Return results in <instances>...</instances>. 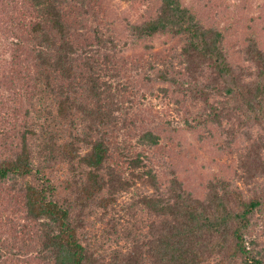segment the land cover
I'll return each instance as SVG.
<instances>
[{
  "label": "trees",
  "instance_id": "1",
  "mask_svg": "<svg viewBox=\"0 0 264 264\" xmlns=\"http://www.w3.org/2000/svg\"><path fill=\"white\" fill-rule=\"evenodd\" d=\"M26 1L37 18L1 69L18 68L13 91L27 82L34 96L13 110L17 126L0 112V264H264V148L252 139L264 138V0H122L139 2L134 21L99 18L108 0ZM126 47L137 93L173 101L215 153L203 198L176 174L202 160L177 127L131 115L112 91ZM260 178L251 195L238 186Z\"/></svg>",
  "mask_w": 264,
  "mask_h": 264
},
{
  "label": "rangeland",
  "instance_id": "2",
  "mask_svg": "<svg viewBox=\"0 0 264 264\" xmlns=\"http://www.w3.org/2000/svg\"><path fill=\"white\" fill-rule=\"evenodd\" d=\"M2 2L5 4L6 7L4 8V10L0 9V17L3 18V21H0V95H2L3 98H7V103L5 105H0V112L6 115V118L9 120V123H14L17 126L16 119L19 116L17 114H14L13 110L21 105L27 107V103L25 102L26 97L33 98L34 95L31 91L26 89L27 82L23 85V87L25 88L24 90L21 89L18 91H13L12 83L15 81L13 78V74H18V68L10 67L9 70L8 68L3 70L1 69L5 68L7 62L12 60L11 58L13 55L21 54V47L23 46H20L19 44L18 30L24 32L25 29L30 27L29 23L34 22L37 17L35 13L31 9H29V5L26 0H2ZM107 5L109 8L107 18L105 17V15H102L100 6L95 5L97 7L96 13L99 15V18L103 17L107 20L118 18L134 21L138 16V12L142 11L140 8V4L137 1L126 2L122 0H108ZM82 37L84 38L85 35H83ZM160 48L163 49L168 47L167 45L161 47L159 43H156L155 50L157 51ZM134 53L136 52L130 47H126L123 49L122 55L125 59L123 62H120L119 64L117 63V65H119L120 68L124 65L126 68L125 71L127 72V75L125 77L120 78L118 76L117 78L111 80V82L114 84L112 86V91L115 90L117 95H119L121 91L122 100H128L131 102V105L133 106V111L131 115L143 117L144 119H146V121H148V124L151 122L150 120L152 115L153 117L159 120H161L160 118H162L163 122H165L166 120L171 121V124L177 127V136L174 141H180L181 143H184L188 148L191 147L192 150H194L196 153H199L202 160L196 159L193 161L194 164H189V166H185L182 162H176V165L180 167V171H176V174L179 179L182 178L183 182L190 184V186L195 189L193 193L195 196H197L198 198H203L207 191V185L205 184L206 177L210 176L214 172H218L217 168L214 166L208 169V164L210 162L209 155L215 153L213 152L210 146H199L202 143L197 141L196 137L199 138L197 133H194L193 131V133H190L184 130L185 125L183 118L187 115L181 111H179V113H176L175 110L172 108V105L174 104L173 101H171L170 99H162V95L160 94V92L157 91H154V95L151 96H149L148 92L144 91V89H142L139 94L137 93L138 89L141 88L139 86L141 84V74L135 69H133L132 63L134 61ZM112 55L113 51L111 49L109 52V56L111 59ZM97 62L101 65L107 64L102 57L99 58ZM86 73L88 72H82V74L88 75ZM108 80L109 78L107 77V75H102V77L99 79L101 84H103L104 81ZM25 81L26 79L24 80V82ZM87 94L88 92L80 94L79 103L83 104V100ZM141 94H144V96L142 97ZM105 108L107 107L105 106ZM82 114L83 112L76 114L79 118V121L80 119H83ZM206 126L209 128V130L212 131L213 134L215 133L213 127L209 125ZM204 132H206V130L201 131L199 134L203 135ZM11 134L13 135L14 133L11 132ZM120 135L118 137H114V134L112 135V142L114 146L120 147L122 149H125L126 147H131L133 154L139 151L142 152V149H140L136 143L135 137L131 138L129 142H127V140H125L124 142V138ZM252 139L257 143L262 142L260 144L264 148V138L262 135L257 136L255 133H253ZM172 148L174 149L173 146ZM145 153L149 152L145 151ZM163 153L167 155L166 152ZM185 153V157H191L193 155L189 152ZM193 157H195V154L193 155ZM172 162L175 161L173 160ZM155 168L156 171H158L162 176L165 174V170L160 169L158 167ZM220 175L223 177V179H227L228 181H230L232 179L231 176L233 177V172L232 170H229V172L227 173L226 171H224V173L222 172L220 173ZM257 180L247 182L243 180L241 182H238V186L243 190L244 193L251 195L253 190L257 188V185L259 186V184L262 182L263 178ZM261 226V220H258L256 230L257 232L261 230Z\"/></svg>",
  "mask_w": 264,
  "mask_h": 264
}]
</instances>
